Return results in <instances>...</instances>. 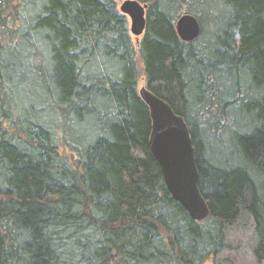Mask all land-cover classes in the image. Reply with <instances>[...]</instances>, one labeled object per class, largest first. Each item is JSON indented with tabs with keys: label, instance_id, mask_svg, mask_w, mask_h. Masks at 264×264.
<instances>
[{
	"label": "trees",
	"instance_id": "obj_1",
	"mask_svg": "<svg viewBox=\"0 0 264 264\" xmlns=\"http://www.w3.org/2000/svg\"><path fill=\"white\" fill-rule=\"evenodd\" d=\"M118 1L0 0V264H264V0H138L137 44ZM142 78L190 129L202 222Z\"/></svg>",
	"mask_w": 264,
	"mask_h": 264
},
{
	"label": "water",
	"instance_id": "obj_2",
	"mask_svg": "<svg viewBox=\"0 0 264 264\" xmlns=\"http://www.w3.org/2000/svg\"><path fill=\"white\" fill-rule=\"evenodd\" d=\"M147 8L138 0H124L119 4L120 11L132 19L130 31L136 37L146 32ZM176 28L179 37L186 42L196 40L202 31L199 20L191 14L182 15ZM139 92L151 111L153 130L150 146L153 155L162 165L170 192L194 220H206L211 210L200 190V174L187 123L146 86Z\"/></svg>",
	"mask_w": 264,
	"mask_h": 264
},
{
	"label": "rangeland",
	"instance_id": "obj_3",
	"mask_svg": "<svg viewBox=\"0 0 264 264\" xmlns=\"http://www.w3.org/2000/svg\"><path fill=\"white\" fill-rule=\"evenodd\" d=\"M120 1H121V0L118 1L119 4L122 3V1H121V2H120ZM129 24H130V26H131V19H130V18H129ZM142 38H143V37H140V39H138V40L140 41V40H142ZM133 39H134V41H135L136 44H137V41H138L137 38L133 36ZM144 86H146V80H145V78H142L141 81H140V87H139V88H142V87H144ZM207 264H212V262H209V263H207Z\"/></svg>",
	"mask_w": 264,
	"mask_h": 264
}]
</instances>
